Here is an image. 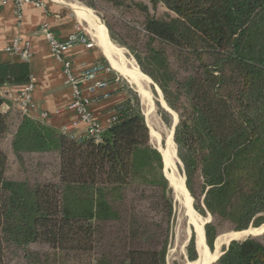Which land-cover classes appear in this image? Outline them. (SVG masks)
I'll list each match as a JSON object with an SVG mask.
<instances>
[{
  "label": "trees",
  "instance_id": "1",
  "mask_svg": "<svg viewBox=\"0 0 264 264\" xmlns=\"http://www.w3.org/2000/svg\"><path fill=\"white\" fill-rule=\"evenodd\" d=\"M76 1L112 16L108 39L177 115L172 140L193 209L210 218L208 249L225 232L262 227L264 0ZM124 13L137 14L133 34L114 23ZM29 81L28 63L0 64V89ZM127 94L98 140L35 121L0 94V264H165L171 188ZM157 113L170 128L172 116ZM186 255L196 260L193 234ZM212 264H264V232L231 241Z\"/></svg>",
  "mask_w": 264,
  "mask_h": 264
},
{
  "label": "crops",
  "instance_id": "2",
  "mask_svg": "<svg viewBox=\"0 0 264 264\" xmlns=\"http://www.w3.org/2000/svg\"><path fill=\"white\" fill-rule=\"evenodd\" d=\"M66 1L45 0L43 9L26 5L19 19L13 0H8V3L0 10V64L21 63L17 55L6 53L5 48L16 37L21 42L27 43L30 52L28 66L33 85V112L29 117L57 131L80 138L86 135L85 126L78 123L77 114L71 108V86L63 72L62 64L56 61L50 52L41 27L46 26L58 40L63 41L79 25L86 37L93 41L92 48L78 45L63 53V57L71 64V72L76 80H79L83 73L92 67L101 66L103 60L107 62L109 68L102 66L106 71L99 77L105 81V88L91 91L89 82H79L82 94L88 100V109L99 124L106 127L107 120L113 111L128 98V87L112 67L106 53L96 41L93 31L89 30L88 20L91 17L96 19L97 17L84 6ZM77 10L83 11L88 18L82 17ZM19 89L2 88L0 94L7 103L17 108L7 95L10 93L14 95ZM7 109L8 104H3L1 110L5 112ZM42 114L44 117H41Z\"/></svg>",
  "mask_w": 264,
  "mask_h": 264
},
{
  "label": "rangeland",
  "instance_id": "3",
  "mask_svg": "<svg viewBox=\"0 0 264 264\" xmlns=\"http://www.w3.org/2000/svg\"><path fill=\"white\" fill-rule=\"evenodd\" d=\"M66 2L71 3V4H75V5H79V6H83L82 4L77 2L76 0H67ZM86 9L89 10L92 14H94L99 19V21L101 22V24L104 27H105V25L103 22V18H105L108 22H109V19L110 20L112 19L111 15H108V17H107V15L102 11L96 12L92 9H88V8H86ZM163 12H165V10H164V8H162L160 6L158 7V10H156L157 15H160ZM136 17H137V14H130V13L117 14L114 17V23H115V19L118 18V20L121 21L120 24L124 28V30L126 32H131V34H133L132 33V26H131L132 24L129 22L134 21V23H135ZM106 32H107V30H106ZM112 44L118 48L123 49L126 59H128V60L133 59L132 56L130 55V53L125 48L120 47L119 45H116L114 43H112ZM118 76L120 77V79H122L123 83L129 89H131L132 91H134L136 93V95L139 98L140 108H141L142 114L144 115L146 125L149 129L150 144L161 153L162 161H163V174H164L165 178L167 179L169 186L171 188L170 198L172 201V212H171V216H170L168 225L166 226V224L163 223V230L167 231L165 264H185L186 262H189L187 259V255H186V246L188 244V241H189L191 235L192 234L194 235V233H193L192 225L190 224L188 210L186 208L183 196L176 187V185L179 183V181L180 182L182 181V184L185 188V178H184V175L182 172V165L176 156L175 145H174L175 158H174L173 164L166 166L164 163L163 153L165 154V152L167 150L166 139H167L169 133H171V140H172V126L170 128L167 127L164 124V122L161 120V118L159 117V115L157 113V104L159 105L160 108H161V106L164 108H166L167 106L165 105V103H164V105L161 104V101L159 100V94H160V98L163 100L162 94H161L160 90L156 86H153V83L150 82L148 89H149V94H150L151 101H152V110L150 111V113H148L147 112L148 104L146 105L143 101H141L139 94H138L137 90L135 89V87H132L130 84H128V82L126 80H124L119 74H118ZM149 81H151V80H149ZM163 102H164V100H163ZM169 114L172 116V125H173V123L176 120L178 121L177 115L172 111H170ZM150 131L153 133L151 134ZM172 142H173V140H172ZM13 173H16V168L14 166L12 167L11 174L13 175ZM185 190H186V188H185ZM193 203H194L193 199L191 198L192 209H193ZM194 212H195V214H197L196 219L199 222L202 221L205 225L209 221L210 218L208 215L202 216L199 213H197L195 210H194ZM156 218L159 219L158 217H156ZM249 230L254 235L261 234L260 232H262L261 231L262 229H259V228L257 230H254L253 228L250 227ZM228 233H232V231H228V232L221 234L215 240V242L213 244V250L212 251H210L208 249V247L206 246L208 251L211 254H213L215 249H217L218 256L216 257V259L222 253L223 248L226 247L230 241L229 238L223 237V235H226ZM249 235H244V237L239 236L236 240H242V239L248 237ZM194 240H195V236H194ZM140 242L144 243L145 241H140ZM204 242H205V237H204ZM205 245H206V243H205ZM195 250H196V246H195ZM197 257H198V255H197V251H196V260H197ZM216 259L214 261L210 262L209 264H212L213 262H215Z\"/></svg>",
  "mask_w": 264,
  "mask_h": 264
},
{
  "label": "built area",
  "instance_id": "4",
  "mask_svg": "<svg viewBox=\"0 0 264 264\" xmlns=\"http://www.w3.org/2000/svg\"><path fill=\"white\" fill-rule=\"evenodd\" d=\"M7 3L8 0H0V10ZM13 4L19 19L21 17L20 13L26 5H32L33 7L39 9L45 8V0H13ZM41 32L47 41L48 48L53 57L56 61L62 64L63 72L71 86V108L75 110L77 114L78 123L85 126L86 135L93 136L96 140H98L102 133L114 123V116L119 114L123 108L118 107L113 111L107 120L106 127L95 121L88 109V100L83 96L79 87V82H89L91 91L103 89L106 87V83L99 77L104 71H106V69H104L102 66L92 67L91 69L85 71L79 80H76L72 75L70 62L63 57V53L67 49L74 46L81 45L86 48H92L94 45L93 41L89 39V37H86L84 30L79 25H77L75 31L63 41L58 40L46 26L41 27ZM5 52L11 55H17L22 62L28 63L30 56L29 45L27 43L21 42L18 37L11 41V43L5 48ZM32 91L33 85L30 77L29 83L19 89L16 94L12 95L10 93L7 95V98L15 103L18 110L23 115L28 117L33 112ZM41 117H44V114H42Z\"/></svg>",
  "mask_w": 264,
  "mask_h": 264
},
{
  "label": "bare ground",
  "instance_id": "5",
  "mask_svg": "<svg viewBox=\"0 0 264 264\" xmlns=\"http://www.w3.org/2000/svg\"><path fill=\"white\" fill-rule=\"evenodd\" d=\"M77 12L82 17L88 18L87 15H84L83 11L77 10ZM88 27L89 30L93 31V35L96 41L106 53L112 67L132 87H135L142 100L148 103L147 112L150 113V111L152 110V101L149 94L148 86L151 81H149V79L146 76H144L142 73L139 72L133 59H129V60L126 59L123 49L114 46L110 41H108L106 31L103 25L98 20V18L96 19L95 17L94 18L91 17L88 20ZM159 100L161 101V104L164 105L163 100L160 98V94H159ZM150 133L152 134L153 132L150 131ZM166 145H167V150L165 154L163 153V158L165 165L169 166L173 164L175 158V149H174V144L171 140V133H169L166 139ZM176 187L179 190V192L182 194L186 208L188 210L189 220L193 228V233L195 236V246L198 255L197 260L193 262L189 261L186 262L185 264H209L210 262L214 261L218 256L217 249H215L213 254H211L208 251L204 242V229H203L204 223L202 221L199 222L196 219L197 214H195L194 210L191 207V198L189 197L187 191L185 190L182 181L181 182L179 181ZM259 229H262L261 231H263L264 225ZM249 234L254 235L248 229L242 232L228 233L226 235H223V237H227L230 240H236L239 236L244 237V235H249Z\"/></svg>",
  "mask_w": 264,
  "mask_h": 264
},
{
  "label": "water",
  "instance_id": "6",
  "mask_svg": "<svg viewBox=\"0 0 264 264\" xmlns=\"http://www.w3.org/2000/svg\"><path fill=\"white\" fill-rule=\"evenodd\" d=\"M151 83H152V82H151ZM153 86H154V85H153ZM139 97H140V96H139ZM140 99H141V101H143L141 97H140ZM143 102H144L146 105L148 104L146 101H143ZM160 106H161V105H160ZM161 108H162L164 111L168 112V113L170 112V111L168 110L167 107H166V108H163V107L161 106ZM176 124H177V120H176V121L173 123V125H172V135H173L174 128H175ZM263 231H264V230H263ZM263 231H262V232H263ZM231 241H234V240H230L229 243H230ZM229 243H228V244H229ZM228 244H227V245H228ZM226 247H227V246H226ZM221 255H222V253L219 255V257H220ZM219 257H218V258H219ZM218 258H217V259H218ZM217 259H216V260H217Z\"/></svg>",
  "mask_w": 264,
  "mask_h": 264
}]
</instances>
